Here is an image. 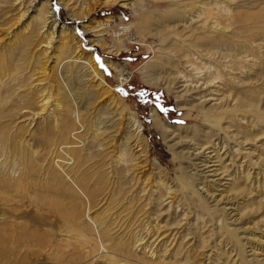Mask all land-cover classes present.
Wrapping results in <instances>:
<instances>
[{
  "label": "bare ground",
  "instance_id": "1",
  "mask_svg": "<svg viewBox=\"0 0 264 264\" xmlns=\"http://www.w3.org/2000/svg\"><path fill=\"white\" fill-rule=\"evenodd\" d=\"M58 1L71 19L79 16L83 19L87 8L98 3L102 6L128 7V0H82V8L76 11L73 0ZM164 1L169 4L164 12L173 13V18L170 21L163 20L161 25L164 29L176 32L182 23L178 18L183 13L191 15L197 0ZM12 9L15 13L9 15ZM241 18L242 16L235 15L237 23L241 22ZM25 20L31 26L24 25L20 32L12 33ZM110 22L111 19L108 18L96 22L94 26L84 25V28L98 38L97 42L104 36L103 33H111L119 45V48L116 47L118 54L135 22L123 24L114 31H111ZM218 26L219 23L215 21L203 30L195 27L189 34L192 36L194 30L199 31L196 33L198 38L195 39L203 41L201 47L211 51L212 55L225 58L241 42H236L232 35L226 36V29H218ZM1 30L8 39H12L7 45V51H0V205L10 212H16L18 203L25 198L27 192V199L32 204L36 202L37 194L30 192V188L34 189L36 186L33 180L35 176L31 175L42 157H36L37 152L30 142L38 136L46 151L51 153L50 165L45 167V174L50 175L47 176L49 185L52 188L61 186L62 190L67 188V183L72 185L86 204L80 205L82 209L75 203L54 208L60 222L57 235L45 229L30 230L24 223L14 218L7 219L3 213L0 214V264H29L26 251L34 247L37 250L32 255L36 256V261L41 256L45 260L43 264H196L189 260L188 249L191 244L187 239L190 236L191 239L196 238V255L199 254L198 251L204 250L210 239L214 240V247L211 248L216 255L208 252L204 256V264H264V129H260L258 133L253 125L256 121L264 120V108L260 107L264 85L259 83L263 81L264 64L258 65L249 74L245 71L247 74L239 73L240 76L233 77L237 85L233 84L227 89L226 83H222L219 86L221 88L215 90L217 95L212 96L215 102L213 106L205 107L212 101H207L206 96L204 101L203 97L197 99L195 94L194 98L190 95L188 99H184L189 90L184 93L176 92L180 109H186L189 113L196 112V116L203 118L205 125L201 126V130L198 127L168 126L157 112L152 111L156 128L166 138H171L170 141L177 135L176 138L181 140L178 141L179 145L183 142L186 146L184 150L173 151L180 162L177 163L180 174L175 177V181H178V196L175 197L177 191L171 190L164 183L165 180L162 181V176L165 175L160 166H155L156 181L161 185L154 202L157 208L153 211V216L147 214L142 223L144 219L140 220V217L144 213L139 214L145 206L133 211L134 198H130L127 194L129 191L122 188L125 186L121 182L117 185L119 188L112 191L106 205L109 207L112 203L120 212L110 218L106 210L91 216V210L96 205H91L78 184L76 175L72 173V169L83 173L81 168L91 157V151L99 146L97 127L94 125L97 126L98 123H93L96 115L88 112L89 107L98 99L105 102V108L97 110V114L102 117L101 125L105 131L111 135L115 133L117 126L113 120V112L120 116L123 111L115 99L109 96L108 89L114 88L104 80L92 58L80 51V40L75 36L74 28L59 22L50 0H0ZM181 39L183 45L189 40ZM138 43L141 45L143 41L139 39ZM54 44L57 46L54 47ZM188 45L192 44L185 46L189 47ZM106 50L111 48L107 47ZM153 59L150 58L138 73L145 84L164 86L165 82L162 83L161 78L153 76L160 75L161 67L165 65L163 58L158 57L150 66ZM110 66L118 81L123 84V70L112 64ZM235 70L239 69H231ZM216 79L221 78H212ZM211 82L205 79L204 84ZM181 98L183 103L179 101ZM29 106L33 107L30 109ZM24 110H28L25 116L28 123L23 119ZM82 115L90 121V124L86 123V129L79 121ZM35 117L39 118L36 130L28 132L27 137L21 141L16 120L23 119L19 123H24L29 128L37 119ZM248 118L252 119L251 122L244 123ZM76 123L83 131L86 130L84 135H80L81 131L75 128ZM106 123L109 125H104ZM134 125L135 129L129 131ZM138 127V121L130 116L115 160L117 165L129 163V167L137 168L136 153L142 152L141 148L134 152L135 148L140 147L139 131H136ZM181 132H184L183 136L180 135ZM57 140L63 142L51 149ZM260 140L263 142L256 147ZM82 141L87 145L86 151L78 154L77 148L80 146L76 142L80 144ZM173 146L176 145L171 144L170 150H174ZM11 156L14 159L17 157L20 162L16 169L5 163ZM71 157L74 165L66 170ZM59 170L63 173L66 170L68 173L62 174ZM133 176L129 181L134 180L136 174ZM116 178L117 181L124 179L123 176ZM101 180L99 178L98 182ZM122 189L124 194L121 193ZM106 201H100L103 202L101 206ZM163 202H167L165 208L162 207ZM124 212L126 214L118 218ZM163 216L171 218L172 222L166 218L162 226L158 220ZM189 218L192 219L191 222ZM207 224L210 234L204 232ZM162 228H168L170 232L161 231ZM182 228L183 234L178 235Z\"/></svg>",
  "mask_w": 264,
  "mask_h": 264
},
{
  "label": "rangeland",
  "instance_id": "2",
  "mask_svg": "<svg viewBox=\"0 0 264 264\" xmlns=\"http://www.w3.org/2000/svg\"><path fill=\"white\" fill-rule=\"evenodd\" d=\"M73 1L75 3V10L79 11L78 9L82 8L81 5L83 1ZM58 2V0H50L51 8L56 12L59 22L74 28L75 36L80 40V51L92 58L96 68L103 75L104 80L111 88H114V90L108 89L109 96L113 97L115 99L114 101L120 105L121 111L123 110L120 116H118L119 113L113 112V120L116 121L117 126H115V133L111 135V133L105 131L103 125H101L100 119H102V117L100 114H97L99 110L105 108V102L98 99L93 103L94 105L92 104L89 107L88 112L96 115L93 118V123H98L97 126L96 124L94 125L95 128L97 127V141L99 140L97 144L99 146H96L91 151V157L81 168L83 173H78L76 169H72V173L76 175L78 184L87 195L91 205H96L91 210V216L101 214V211L104 212L106 210L105 212L108 218H110L115 217V215L120 212L112 203L109 207H106V205L110 201L109 197L111 198L112 191L119 185V182H121V185L125 186H122V188L125 189V191H129L127 194L130 195V198H134L133 211L134 209H139L138 207L145 206L144 210L139 214L141 215L144 213L142 217H140V220L141 218L144 219L142 220L143 223L145 221L144 217H146L147 214H152L151 216H153V211L157 208L154 202L159 193L158 188L159 186L161 187V185L160 183L157 184L158 182L156 181L155 166H160L163 175H165L162 176V181L165 180L164 183H167L172 188L171 190L174 189V191H177L175 197L178 196V181H175L177 180L175 177L180 174L178 170L179 164L177 165L179 161H177V158L174 156V152H177V150H184L186 146L183 142L179 145L178 141L181 142V140L176 138L178 137L176 134V137L170 141L171 138H166L161 130L156 128L151 116L152 111L154 110L157 112L160 119L168 126L198 127L201 130V126L205 125L203 118L201 116H196V112L189 113L186 109H180L178 107L176 92L181 91L184 93L186 90H189V92L185 94L186 98L184 99H188L190 95L193 96V98L197 95V99L203 97L202 101H204V96H206L208 98L205 97L207 101H212L205 107L213 106L215 102L212 96L217 95L215 90H219L221 88L219 86H221L222 83H226L227 89L233 84L237 85L233 77L240 76L239 73H243L244 75L248 72L249 74L258 65L264 64V0H224V2L220 0H197L195 3L196 8L194 9L195 12L191 10L192 13H190L191 15L193 14V20H190L191 15L183 13V15L178 18L182 23L176 32L164 29V26L161 25L163 20L170 21L171 18H173V13L164 12V8L169 6L164 0H128L127 9L121 8L119 5L102 6L98 3L95 6L93 5L87 8L88 10L85 11L86 15H84L85 17L83 19L81 18L82 16H79L77 19H71ZM205 2L206 4H204ZM83 6L85 7V5ZM14 13L12 9L9 15H13ZM235 15L242 16L241 22L239 21L237 23ZM108 18L111 19V31L120 29L123 24L135 22V26L128 35V38L123 41L122 48L118 51V54L116 53V49L119 48V45L116 40L113 39L111 33H103L104 36L97 42L98 38H96L93 33L87 32L84 28V25L94 26L96 22ZM215 21L217 24L219 23L218 29H226L224 30L226 36L232 35L235 37L236 42H241L238 43V47L235 46L225 58L221 57V55H212L211 51L209 52L201 47L203 41L195 39L198 38L196 33L199 31L194 30L192 36L189 34V31L195 27L203 30ZM24 25L31 26L28 20H25L22 25L15 27L12 33L20 32ZM168 31L170 32L169 34ZM1 32L2 30L0 31V51L1 53H5L7 51V45L12 38L8 39L7 36ZM181 38L189 40L183 45ZM139 39L143 41V44L140 45V43H138ZM189 43L192 45L186 47L185 45ZM53 46L56 47L57 44ZM107 47L111 48V50H106ZM38 49L39 47L36 48V50ZM158 57L163 58L162 60L165 65L161 67L160 75L154 74L153 76L161 78L163 81L162 83L165 82V84L164 86H150L143 82L138 70L150 58H154L152 64H150V66H152ZM111 64L120 67L125 73L123 84L118 81L114 70L110 66ZM233 68L239 70L231 71ZM46 72L48 73V70ZM36 73L38 74L39 71L37 70ZM215 76L221 79L212 80ZM205 79H209L212 82L205 85ZM262 79L263 81L259 82L261 86L264 85V77H262ZM51 83H53V81ZM167 85H169V89H167ZM260 99V107L263 109L264 95H262ZM179 101L183 103V98ZM32 107L33 106H29L30 109ZM23 112H25L22 114L23 119H26L27 117L25 116H27L28 110H24ZM130 116H134L139 124L136 131H139L140 147L135 148L134 152L136 150L138 151L140 148L142 149V152L136 153L138 154L136 169L129 167V163H122L123 165H117V163H115L119 152V145L122 143L121 140L126 132L127 122ZM23 119L16 120L17 131L21 133V141L27 137L28 132L31 133L36 130L39 122V118H37L30 126L31 128H28L24 123H19ZM251 120L252 119L248 118L244 120V123L251 122ZM79 121L81 125H84L85 129L88 126L86 123L90 124V121L83 115L80 117ZM237 121H239V119ZM237 121H235V123ZM231 123L234 125V122ZM104 125H109V123ZM253 125H255L254 130L259 133L260 129H264V120L262 122L256 121ZM79 127L80 126L76 123L75 128L81 131L80 135H84L86 130L84 129L83 131V129ZM134 129L135 125L130 127L129 131ZM180 135L183 136L184 132H181ZM76 138L78 137L76 136ZM70 140L72 141V139ZM40 141L41 137L38 136L30 142L31 147L37 152L36 157H42V161L36 163L34 173L31 175L35 176L33 180L36 186L34 189L30 188V192L34 191V193L37 194L36 202L32 204V202L27 199V194H29L27 192L25 198L18 203L16 212H10L9 209H5L0 205V214L3 213L4 217L7 219L14 218L20 223H24L30 230L39 231L45 229L57 235L60 222L57 211H55L56 207H62L67 203H75L79 209H82L80 205L86 204V202L77 190L68 183L65 190H62L63 188L61 186L59 188H52L49 185V178L47 176L50 175L45 174V167L50 165L51 153L46 151V148H44V145H42ZM62 142L57 140L56 144L53 145L51 149ZM262 142L263 141L260 140V143H258L256 147ZM84 143V141L80 144L76 142V144L80 146L77 148L79 151L78 154H83L86 151L85 148L87 145ZM171 144L176 145L173 146L174 150H170ZM127 154L129 157V152H127ZM17 159V157L14 159V157L11 156V158L8 157L7 160H5V163L16 169L17 165L20 163ZM68 164L69 166L66 167V170H70L74 165L72 157ZM54 167L58 170L56 166ZM66 170L64 173L60 170L59 172L62 174L68 173ZM82 174H85V176H82ZM133 174H136L134 180L132 179V181H129L131 177H134ZM117 176H123L124 179L117 181ZM99 178L102 179L101 182H98ZM102 182H104V184H101ZM118 188L119 187H117V189ZM123 189L121 191L122 194H124ZM142 189H144L143 192ZM93 191H95V193H93ZM92 193L93 195L96 194V196H93ZM103 199L107 201L106 204L101 206L103 202L100 203V201ZM120 202L122 203V201ZM97 203L100 204L97 205ZM166 203L167 202L162 203L163 208H165ZM126 212L120 214L118 218L123 217ZM260 216L261 214H259L258 217ZM166 218L170 223L172 222L171 218L163 216L162 218L159 217V223L164 225ZM188 220L189 222L192 221L190 218ZM183 228L179 230L178 235L183 234ZM208 229L209 226L207 224L204 228L205 234H210L208 233ZM162 230L170 232L168 228H162L161 231ZM191 237L192 236L188 238L189 240L187 239V241H189L188 243L191 244V249L190 247L188 249L190 254L189 260L195 261L196 264H204V262H206L204 256L208 254V252L214 253V250L211 248L214 247V240L210 239L204 250L198 251L199 254L196 255V238L194 239L193 237L191 239ZM36 250L37 247H34L26 251L29 264H43L45 262L41 256H38L37 261L35 260L36 256L32 254L35 253ZM214 255L216 254L214 253Z\"/></svg>",
  "mask_w": 264,
  "mask_h": 264
}]
</instances>
